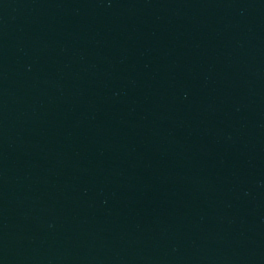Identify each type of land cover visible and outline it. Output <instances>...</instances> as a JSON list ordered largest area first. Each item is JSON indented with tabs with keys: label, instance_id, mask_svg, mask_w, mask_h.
<instances>
[{
	"label": "water",
	"instance_id": "1",
	"mask_svg": "<svg viewBox=\"0 0 264 264\" xmlns=\"http://www.w3.org/2000/svg\"><path fill=\"white\" fill-rule=\"evenodd\" d=\"M0 264H264V0H0Z\"/></svg>",
	"mask_w": 264,
	"mask_h": 264
}]
</instances>
